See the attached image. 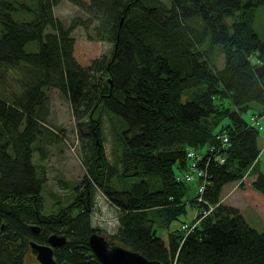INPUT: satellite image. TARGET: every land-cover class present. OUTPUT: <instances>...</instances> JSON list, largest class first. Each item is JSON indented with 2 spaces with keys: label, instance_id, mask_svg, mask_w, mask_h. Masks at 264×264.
Segmentation results:
<instances>
[{
  "label": "trees",
  "instance_id": "trees-1",
  "mask_svg": "<svg viewBox=\"0 0 264 264\" xmlns=\"http://www.w3.org/2000/svg\"><path fill=\"white\" fill-rule=\"evenodd\" d=\"M60 1L0 0V84L10 68L18 88L0 91V264H24L35 253L30 241L47 243L53 232L67 237L54 247L58 263L103 264L89 244L93 231L103 234L92 223L95 186L119 210L117 230L105 235L110 243L164 264H264V228L222 201L225 185L244 187L245 174L256 175L251 186L264 194L260 128L243 116L253 103L264 114V38L253 26L264 0H69L87 17L67 26L54 13ZM20 11L31 17L15 18ZM94 22V37L112 43L111 55L83 66L72 31ZM216 46L221 66L208 58ZM47 87L69 100L92 151L73 200L48 212L46 177L34 161L41 133L53 132L44 124ZM102 107L123 122L119 166L102 145ZM193 162L203 174L178 179ZM188 202L196 218L169 229ZM204 210L191 230L182 227Z\"/></svg>",
  "mask_w": 264,
  "mask_h": 264
},
{
  "label": "rangeland",
  "instance_id": "rangeland-1",
  "mask_svg": "<svg viewBox=\"0 0 264 264\" xmlns=\"http://www.w3.org/2000/svg\"><path fill=\"white\" fill-rule=\"evenodd\" d=\"M166 3H170V0H163ZM54 13L58 16L63 23L67 26L70 24L73 17L82 16L87 17V14L76 4L69 0H61L54 6ZM15 18L24 20L29 19L31 16L28 13L22 11L14 13ZM97 23H92L90 29H86L83 26H77L72 31V35L75 37L74 55L78 62L83 65H89L94 58H99L102 55L110 56L112 50V43L105 40H98L94 37L92 27ZM192 24L198 29L202 28V24L193 20ZM253 26L258 32L261 38H264V6H259L256 9V15L253 21ZM51 30V28H47ZM93 33V34H91ZM93 35L92 38L89 37ZM207 36L203 42V47H207ZM29 50L37 48L35 42H31L27 45ZM220 46H216L215 49L209 53L210 62L215 61L218 66L223 65L224 57L219 55ZM13 69L8 68L3 80L0 84V91L18 89L17 81L12 78ZM47 101L43 107V111L46 117L44 124L48 126L53 132L44 130L41 133V138L36 141L38 149L34 152V161L44 173L45 186H44V200L45 210L56 209L59 204L56 201H60V204L68 203L73 200L75 196V188L79 186L82 178L87 171V158L91 156L90 141L86 136L81 137L77 129L76 120L73 115L69 100L62 95L55 87H47ZM189 97L188 93H183L182 100H186ZM259 107L253 103V107L250 108L243 116L250 122H252V115L258 113ZM98 113H101V140L105 150L106 158L112 165H118L119 162V138L118 131L123 125L120 116L114 114L111 111L100 108ZM260 118V135L258 138L259 145L261 147V153L259 155L260 167L264 171V114L258 116ZM125 124V123H124ZM40 147V149H39ZM255 176L249 175L248 180L244 181V187L240 190L236 189V185L226 186L223 191L231 193L232 199L237 204L245 216L246 220L259 230L264 228V194L255 190L251 186V181ZM113 182H116V178H113ZM81 185V184H80ZM194 185L188 192V197L194 194ZM246 186V187H245ZM223 196V195H222ZM225 198V197H223ZM93 214L92 223L96 227H100L104 235L108 239L111 238V234L117 230L118 226V208L107 198L106 194L99 188L93 189ZM196 208L190 202L187 203V213L180 215V217L174 220L169 229H175L179 227L183 220L191 221L196 218ZM207 213L204 211L200 215L199 221ZM193 224V223H192ZM159 234L164 238H167L168 229L158 230ZM24 264H42L35 253L28 252Z\"/></svg>",
  "mask_w": 264,
  "mask_h": 264
},
{
  "label": "water",
  "instance_id": "water-1",
  "mask_svg": "<svg viewBox=\"0 0 264 264\" xmlns=\"http://www.w3.org/2000/svg\"><path fill=\"white\" fill-rule=\"evenodd\" d=\"M31 228L35 232L40 230V226L37 224L31 225ZM66 241L65 234L53 232L49 235L47 243L30 241V245L42 264H68L67 262L58 263L54 255V247L60 246ZM89 244L103 264H164L160 260L146 257L140 251L122 244L110 243L105 235L97 230L89 235Z\"/></svg>",
  "mask_w": 264,
  "mask_h": 264
},
{
  "label": "built area",
  "instance_id": "built-area-1",
  "mask_svg": "<svg viewBox=\"0 0 264 264\" xmlns=\"http://www.w3.org/2000/svg\"><path fill=\"white\" fill-rule=\"evenodd\" d=\"M259 115L258 114H256V113H254L253 115H252V124H254V125H256V126H258L259 128H261L260 126H262L261 125V122H260V118L258 117ZM260 125V126H259ZM227 138H225V140H226ZM188 155H190V157H192V158H195L196 157V151H194V150H190L189 151V154ZM195 156V157H194ZM191 168L194 170L193 172H186V173H184L183 175H181V176H178L177 178L178 179H184V180H187V181H190V180H193L194 178H195V176L197 175V176H200V175H202L203 173H202V171L201 170H199L198 169V167H197V165H195V163L193 162L192 163V165H191ZM245 180H247V174H245L243 177H242V179H241V181H245ZM203 183V182H202ZM200 184L199 185V188H198V190L201 192L203 189H204V184ZM213 207L211 206L210 207V209H212ZM203 212V211H202ZM204 212L205 213H208V210H204ZM198 221H196L195 223H191V224H189L188 222H184L183 224H182V227L183 228H187V230L189 231V230H191L193 227H194V225L197 223Z\"/></svg>",
  "mask_w": 264,
  "mask_h": 264
},
{
  "label": "crops",
  "instance_id": "crops-1",
  "mask_svg": "<svg viewBox=\"0 0 264 264\" xmlns=\"http://www.w3.org/2000/svg\"><path fill=\"white\" fill-rule=\"evenodd\" d=\"M253 176H256L255 174L254 175H252V177ZM249 177V176H248ZM255 178V177H254ZM237 184V182H232V183H229V184H226L225 185V187L227 186L228 188L231 186H233V185H236ZM224 187V188H225ZM246 187V186H245ZM241 189V187H238L237 189H236V192H237V190H240ZM232 196L233 195H231V193L230 194H228V191H223V197H225V198H223V202L224 203H226V204H230V205H234V206H236V207H239L237 204H235L233 201H231V199H232Z\"/></svg>",
  "mask_w": 264,
  "mask_h": 264
},
{
  "label": "flooded vegetation",
  "instance_id": "flooded-vegetation-1",
  "mask_svg": "<svg viewBox=\"0 0 264 264\" xmlns=\"http://www.w3.org/2000/svg\"><path fill=\"white\" fill-rule=\"evenodd\" d=\"M35 256H36V252H35ZM37 257V256H36Z\"/></svg>",
  "mask_w": 264,
  "mask_h": 264
}]
</instances>
